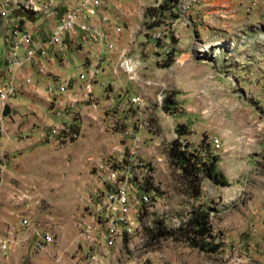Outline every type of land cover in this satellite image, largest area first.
I'll return each instance as SVG.
<instances>
[{
    "label": "rangeland",
    "instance_id": "1",
    "mask_svg": "<svg viewBox=\"0 0 264 264\" xmlns=\"http://www.w3.org/2000/svg\"><path fill=\"white\" fill-rule=\"evenodd\" d=\"M164 1L0 0V264H264V0ZM179 125L226 186L191 195ZM198 209L216 253L148 235Z\"/></svg>",
    "mask_w": 264,
    "mask_h": 264
},
{
    "label": "trees",
    "instance_id": "2",
    "mask_svg": "<svg viewBox=\"0 0 264 264\" xmlns=\"http://www.w3.org/2000/svg\"><path fill=\"white\" fill-rule=\"evenodd\" d=\"M178 1L179 0H165V3L160 5V8L161 10L170 9V7L175 6ZM165 4L168 5V7H165ZM171 61L172 59L170 58L169 62ZM169 62L166 66L170 65ZM167 102L174 104L172 99L166 98L164 106ZM183 128L182 125H179L176 129L178 137L171 143L169 157L171 163L181 170L191 190V195L193 197L199 196V178L201 175L217 185L226 186L227 181L223 178L221 173L215 170V157H212L211 161L205 162L195 150L188 149L189 145L187 143L182 144L179 141V136L187 134ZM209 216V213L204 209L195 210L190 214L188 220L175 231L167 230L163 226V223L158 221L155 222L156 231H150L148 235L156 240L170 237L177 241H183L189 247L198 249L201 252L213 254L221 248V243L216 241V237L209 223Z\"/></svg>",
    "mask_w": 264,
    "mask_h": 264
},
{
    "label": "built area",
    "instance_id": "3",
    "mask_svg": "<svg viewBox=\"0 0 264 264\" xmlns=\"http://www.w3.org/2000/svg\"><path fill=\"white\" fill-rule=\"evenodd\" d=\"M86 4V3H85ZM78 24L77 22V13L76 12H71L69 13L66 17H64L59 25L57 26L56 32L54 33L53 39H56L60 34L63 32H66L67 30H71L74 26ZM11 36L14 40V48H24L26 51L32 41V34L28 30H14L11 32ZM35 53V48L29 49L27 51V54L29 57H32L33 54ZM112 176H115L114 173ZM88 232L91 231V226L87 225ZM39 237L37 238V241L35 242L36 249L38 250H45L47 247H49L53 241V234L50 231H47L43 233L42 235H38ZM8 242L3 243L1 246L2 249H6L8 247Z\"/></svg>",
    "mask_w": 264,
    "mask_h": 264
},
{
    "label": "bare ground",
    "instance_id": "4",
    "mask_svg": "<svg viewBox=\"0 0 264 264\" xmlns=\"http://www.w3.org/2000/svg\"><path fill=\"white\" fill-rule=\"evenodd\" d=\"M115 175V174H114Z\"/></svg>",
    "mask_w": 264,
    "mask_h": 264
}]
</instances>
